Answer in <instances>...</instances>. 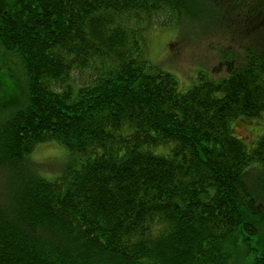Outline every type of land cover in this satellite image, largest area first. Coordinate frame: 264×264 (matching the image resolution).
I'll use <instances>...</instances> for the list:
<instances>
[{
	"label": "trees",
	"instance_id": "trees-1",
	"mask_svg": "<svg viewBox=\"0 0 264 264\" xmlns=\"http://www.w3.org/2000/svg\"><path fill=\"white\" fill-rule=\"evenodd\" d=\"M200 3L0 0V51L27 76L24 106L0 122V264H230L239 244L250 255L264 180L245 177L264 170V137L247 149L230 126L264 112V52L183 92L142 51L148 30ZM50 142L69 156L48 180L29 157ZM262 242L251 264H264Z\"/></svg>",
	"mask_w": 264,
	"mask_h": 264
},
{
	"label": "rangeland",
	"instance_id": "rangeland-1",
	"mask_svg": "<svg viewBox=\"0 0 264 264\" xmlns=\"http://www.w3.org/2000/svg\"><path fill=\"white\" fill-rule=\"evenodd\" d=\"M197 9L198 14L191 19L181 10L173 15L171 25L155 26L144 34V57L173 75L183 92L198 82L200 74L211 79L228 77L230 71L244 65L246 55L264 52V0H201ZM19 62L0 51V122L26 102L27 76ZM232 123V134L244 139L247 149L264 137V112L258 118L239 121L235 127ZM68 156L67 150L55 142L40 144L30 154L29 167L50 180L60 174ZM251 168L246 182L252 187L262 185L264 170ZM5 180L0 174V190L7 185ZM246 238L253 251L242 258L247 248L242 244L232 246L230 264H251L262 251L258 241H264V228L260 237Z\"/></svg>",
	"mask_w": 264,
	"mask_h": 264
}]
</instances>
